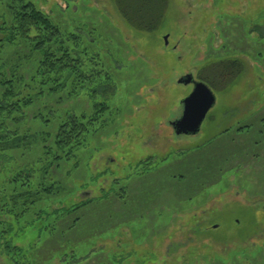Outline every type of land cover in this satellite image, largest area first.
Returning <instances> with one entry per match:
<instances>
[{
	"label": "rangeland",
	"instance_id": "obj_1",
	"mask_svg": "<svg viewBox=\"0 0 264 264\" xmlns=\"http://www.w3.org/2000/svg\"><path fill=\"white\" fill-rule=\"evenodd\" d=\"M34 1L67 28L83 24L86 39L96 36L102 79L115 88L93 98L79 91L59 109L79 115L93 112L94 99L109 105L78 158L53 171L71 190L64 206L94 201L59 221L31 210L13 243L41 236L34 264H264V36L255 37L264 35V10L244 0H167L159 24L142 31L114 0ZM233 59L236 77L217 64ZM212 64L214 82L200 72ZM188 73L206 77L216 102L199 132L176 134L172 122L193 88L179 82ZM17 155L0 159V183L30 158ZM0 264H10L3 253Z\"/></svg>",
	"mask_w": 264,
	"mask_h": 264
},
{
	"label": "trees",
	"instance_id": "obj_2",
	"mask_svg": "<svg viewBox=\"0 0 264 264\" xmlns=\"http://www.w3.org/2000/svg\"><path fill=\"white\" fill-rule=\"evenodd\" d=\"M166 1L114 0L127 25L142 31H152L159 24ZM81 29L83 24L67 28L56 22L34 0H0V159H15L17 152L20 156L30 154L0 183V254L6 255L10 264H34L41 236L27 246L13 243L30 224L20 223L28 212L33 210L35 219L56 214L59 221L94 201L87 198L64 206L71 190H63L53 173L61 171L72 157L78 158L79 151L89 144L92 127L102 122L109 110L107 102L95 99L90 114L77 115L68 107L59 112L60 105L79 91L93 98L115 88L108 77L102 79L104 62L96 36L86 39ZM224 65L232 70L240 68L234 59ZM68 82L73 87L67 88ZM53 121L57 122L52 125ZM22 164L31 168L25 170ZM55 201L64 207L54 208ZM52 226L57 228L56 222ZM218 260L219 264L225 262Z\"/></svg>",
	"mask_w": 264,
	"mask_h": 264
},
{
	"label": "water",
	"instance_id": "obj_3",
	"mask_svg": "<svg viewBox=\"0 0 264 264\" xmlns=\"http://www.w3.org/2000/svg\"><path fill=\"white\" fill-rule=\"evenodd\" d=\"M166 36L164 37L166 43ZM182 83H192L193 88L182 100V114L172 122L176 134H195L208 111L216 102V95L211 87L201 80L194 79L191 73L179 79Z\"/></svg>",
	"mask_w": 264,
	"mask_h": 264
},
{
	"label": "crops",
	"instance_id": "obj_4",
	"mask_svg": "<svg viewBox=\"0 0 264 264\" xmlns=\"http://www.w3.org/2000/svg\"><path fill=\"white\" fill-rule=\"evenodd\" d=\"M251 2H253V7H258V8H260V10H258L257 11V13L259 14L260 13V15L263 13L262 11L264 10V0H244V2L243 3H245V4H249V3H251ZM235 2L233 1V4H234ZM222 17V16H221ZM233 16H229V18H232ZM261 17V16H260ZM251 20H253V19H251ZM257 20H260L259 19V17H256L255 18V20H253V24H252V26H257V24H254V22H257ZM261 26H264V23L263 24H259L258 25V27L260 28ZM261 36H264V35H262L261 34V32H259L255 37L256 38H261ZM254 41V40H253ZM245 58H246V56H245ZM263 60H259V64L261 65V66H263L264 67V61L262 62ZM218 62V61H217ZM216 62V63H217ZM223 63V62H222ZM222 63H220V62H218L217 64H222ZM222 65H224V64H222ZM214 66L216 67V64H212V65H207L206 67H202L201 69H200V72H202V71H205V72H207V75H211V77H212V81L214 82L215 81V79H216V77H215V72H216V70H214ZM205 68H206V70H205ZM264 73V72H263ZM205 74V73H204ZM235 77H236V75H235ZM235 77L234 78H232L233 80H231V82H233L234 80H235ZM202 79H204V80H202ZM202 79L201 78H199L198 80H201V81H204L205 83H207L210 87H211V89L214 91V87H213V85L211 84V83H209L208 82V80L206 79V77L205 76H202ZM230 82V83H231ZM214 88V89H213Z\"/></svg>",
	"mask_w": 264,
	"mask_h": 264
}]
</instances>
